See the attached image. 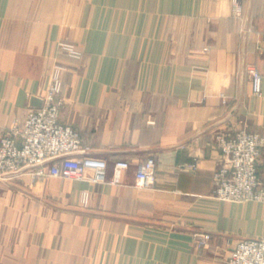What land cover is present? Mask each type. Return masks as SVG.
<instances>
[{
    "label": "crops",
    "instance_id": "1",
    "mask_svg": "<svg viewBox=\"0 0 264 264\" xmlns=\"http://www.w3.org/2000/svg\"><path fill=\"white\" fill-rule=\"evenodd\" d=\"M234 1L0 0V137L42 100L57 61L60 122L80 134L81 157L108 166L101 184L0 176V264H223L236 241L264 239V202L212 197L216 136L264 137V0H237L239 14ZM149 157L156 184L143 189L135 171ZM258 171L264 184V154Z\"/></svg>",
    "mask_w": 264,
    "mask_h": 264
},
{
    "label": "built area",
    "instance_id": "2",
    "mask_svg": "<svg viewBox=\"0 0 264 264\" xmlns=\"http://www.w3.org/2000/svg\"><path fill=\"white\" fill-rule=\"evenodd\" d=\"M241 5L234 1L233 12L239 14ZM59 52L70 60H80L78 48L66 42L57 44ZM65 66L55 62L48 72V85L40 108H30L22 121L15 120L0 137V176H16L27 168H37L35 175H47L71 181H89L101 184L107 176V163L103 160L81 157L83 142L80 134L71 126L60 122L63 106L62 74ZM252 94L259 96L262 75L249 66ZM221 153V162L213 175L212 197L216 200L243 204L264 202V184L259 178L258 165L264 154V137L241 129L233 134H220L215 138ZM130 164L119 160L115 170H128ZM182 169L194 172L197 164ZM91 171L92 175H86ZM138 187L153 188L156 184L155 160H143L136 168ZM89 193H81V205L86 207ZM209 235H200L198 247H204ZM223 264H264V239H241L236 241Z\"/></svg>",
    "mask_w": 264,
    "mask_h": 264
},
{
    "label": "water",
    "instance_id": "3",
    "mask_svg": "<svg viewBox=\"0 0 264 264\" xmlns=\"http://www.w3.org/2000/svg\"><path fill=\"white\" fill-rule=\"evenodd\" d=\"M43 101L42 100H37L35 98L31 99V106L34 108H40L42 106Z\"/></svg>",
    "mask_w": 264,
    "mask_h": 264
},
{
    "label": "rangeland",
    "instance_id": "4",
    "mask_svg": "<svg viewBox=\"0 0 264 264\" xmlns=\"http://www.w3.org/2000/svg\"><path fill=\"white\" fill-rule=\"evenodd\" d=\"M67 59H68V58H67ZM31 168H34V167H31ZM34 169H35V171H36L37 168H34ZM35 171L33 172V174H35Z\"/></svg>",
    "mask_w": 264,
    "mask_h": 264
}]
</instances>
